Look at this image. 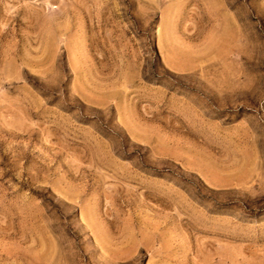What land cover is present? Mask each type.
Segmentation results:
<instances>
[{
    "label": "rangeland",
    "instance_id": "obj_1",
    "mask_svg": "<svg viewBox=\"0 0 264 264\" xmlns=\"http://www.w3.org/2000/svg\"><path fill=\"white\" fill-rule=\"evenodd\" d=\"M0 264H264V0H0Z\"/></svg>",
    "mask_w": 264,
    "mask_h": 264
}]
</instances>
